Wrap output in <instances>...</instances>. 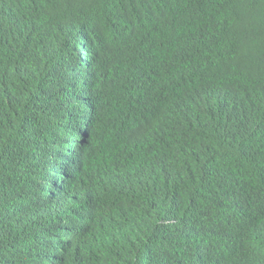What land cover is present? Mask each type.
I'll return each mask as SVG.
<instances>
[{
    "label": "trees",
    "instance_id": "obj_1",
    "mask_svg": "<svg viewBox=\"0 0 264 264\" xmlns=\"http://www.w3.org/2000/svg\"><path fill=\"white\" fill-rule=\"evenodd\" d=\"M0 264H264V0H0Z\"/></svg>",
    "mask_w": 264,
    "mask_h": 264
}]
</instances>
